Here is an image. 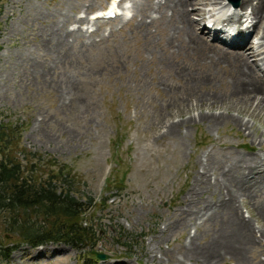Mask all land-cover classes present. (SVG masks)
<instances>
[{
    "label": "rangeland",
    "instance_id": "rangeland-1",
    "mask_svg": "<svg viewBox=\"0 0 264 264\" xmlns=\"http://www.w3.org/2000/svg\"><path fill=\"white\" fill-rule=\"evenodd\" d=\"M111 1H1L0 123L19 126L18 144L39 157L24 159L20 154L16 161L22 169L39 167L36 176L39 174L46 180L50 171L57 172L64 165L73 180L74 186L70 187L81 202L87 200L92 206H88L87 220L100 232V240L85 252L58 242L41 247L17 242L8 260L0 259V264H82L91 251L106 257L97 260V264H117V261L135 264L137 259L145 262L155 254L161 256L156 260L164 262L167 258L164 253L185 248L189 232L198 235L196 244L200 246L208 240L205 231L214 229L213 222L203 225L200 220L198 231L189 226L173 233L167 225L168 220L176 219L179 201L192 186L195 170L199 168L198 156L206 151L221 152L222 146H228L229 142H241L232 124L220 125L218 129L199 122L181 125L201 111L219 114L225 107L233 110V117H240L233 101L216 105L218 102L205 100L209 102L201 106L202 103L190 100L197 95L209 99L229 92L227 86L231 84L222 75L225 64L216 62L215 66L208 57L199 58L200 45H189L181 38L175 49L166 50L153 28L149 33L155 38L146 43V35L137 26L142 19L137 13L136 18L132 15L134 5L130 0H119L127 9L119 23L88 20L105 10ZM62 11L72 19L66 25L68 30L80 27L83 35L87 33L81 36L84 44L69 42L63 50L56 45L51 25L58 21ZM200 14L190 17L196 22L194 34L198 37L204 31V22H197ZM79 17L91 24H77L75 19ZM145 25L151 23L147 21ZM95 31L97 34L93 36ZM253 31L252 37L256 35ZM254 40L256 44L258 37ZM209 44L214 45V40ZM235 49L242 51L245 47ZM62 53L68 57L62 59ZM209 75L208 80L200 79ZM254 120H251L256 129L253 135L248 131L245 134L264 137L262 120ZM173 122L180 126L178 133L170 135L168 126ZM107 196L110 197L104 206L94 207ZM206 198L213 201L212 195ZM240 201L235 203L238 218L250 223L251 236L256 240L255 231L261 234V226L255 220L254 207L249 201ZM5 220L0 219V245L8 248L9 243L19 239L5 228ZM162 238L157 246L156 242ZM263 239H258L260 250L251 253L257 260L264 257L259 256L264 254ZM148 250L153 255L143 254ZM229 262L221 264H233Z\"/></svg>",
    "mask_w": 264,
    "mask_h": 264
},
{
    "label": "bare ground",
    "instance_id": "bare-ground-1",
    "mask_svg": "<svg viewBox=\"0 0 264 264\" xmlns=\"http://www.w3.org/2000/svg\"><path fill=\"white\" fill-rule=\"evenodd\" d=\"M115 2L116 0H113L110 6L115 4ZM130 2L134 5V14H132L134 18H136L135 13H137L142 19L137 21V26L146 35L144 37L146 43H148L150 38H155L151 37L152 34L149 33L153 28L158 33V36H160L159 42L164 41L166 50L175 49L176 41L178 38H181L189 45H200L198 46L197 54L199 58L206 56L209 58L210 64H214L215 66H218L216 62L225 64L226 69L222 71V75L224 77L225 74L227 76L225 77L231 84V86L226 85L229 92L213 95L214 98L209 99L197 95L190 98V100L202 103L201 106L209 102L205 100L218 102L216 105L225 100L233 101L235 104L233 108H235L240 117H233V110L229 111L227 107L219 114H204L200 110L201 113L197 117L195 116L193 119L186 120L181 125L186 127L192 123L199 122L207 124L209 128L218 129L220 125L232 124L236 128L235 136L241 141L238 142L239 144L229 142L228 146L223 145V151L221 152L211 153L206 151L198 156L199 168L195 170L192 186L179 201V207L176 209V219L172 222L168 220V230L173 233L185 230L189 226L196 228L197 231L200 230L197 224L198 220H200L201 224L204 222L203 225L213 222L215 224L214 229L212 230V227L204 233L206 237L208 236V240L199 246L196 244V237L198 235H191V232H189L186 237L187 244L185 248L179 247L166 254L164 253V256L167 257L164 262L156 260L158 256L155 254L153 258H149L145 262L137 259L135 264H221L229 261L233 264H264V257H260L257 260L251 256L253 251L259 249L258 239L264 237V137L263 135L260 138L251 137L245 134L248 131L253 135L256 130L252 123L255 121L254 118L262 120V124H264V0H238L236 7L240 11L235 12L234 17H227L225 14H222L225 9L224 6L218 7L221 2L220 0H130ZM207 6H212V9H207V11L205 8ZM117 8L118 3L114 11H117ZM246 10H249V12L244 15L242 11L246 13ZM35 13L37 12L34 11V15H36ZM96 13L92 15V18H99V13ZM193 14H200L198 23L206 19L215 18L222 27H225V24L227 27H230L228 22L236 19L235 23H237V26L236 24L235 26L239 30L238 33L243 34L248 31V28L243 29V26L249 20V23L252 24V31L255 29L256 35L254 37H258L257 43L245 45V39H248V36L245 34L240 41L234 42V46H232L245 47L242 51H228L220 45H210L202 35V31H199V37L194 34L196 22L190 19ZM58 15V21L51 25L55 31L52 38L56 40V45L63 50L69 45V42L74 43L79 41L84 44L85 42L81 39V36H87V33L83 35L80 27L76 29H70L69 27L68 30L66 25L72 19H68L64 11ZM75 20L77 24H91L88 21L89 19L87 20L83 17ZM124 20L122 21L125 22ZM147 21L151 25H145ZM114 22L119 23V20L106 21V24ZM98 31L100 30L97 29ZM97 32L95 31L93 36H96ZM108 33L111 35L112 29H109ZM216 33L214 34L216 35ZM32 37L34 39L38 38L37 35H32ZM179 49L180 47L177 44L176 50L179 51ZM52 52L54 51L52 50ZM66 57H68L67 54L62 53V59H66ZM252 59L255 62H252ZM20 61H24L22 57H20ZM207 73H210V69L208 68ZM210 78L211 75L205 76V78L200 77L202 80ZM244 118L248 120L245 121L246 119ZM179 126L178 123H171L168 126V134L175 135V133H178L177 127L179 128ZM180 195L182 197V194ZM206 195H212L213 201L208 202ZM240 200L249 201L254 207L255 220L259 221L261 226V230H259L261 234L257 230L255 231L256 240L253 238L254 236H251V228L253 227L250 223L238 218L235 203L238 204ZM196 202L199 204L197 207L192 205V203ZM251 222L253 223V221ZM257 228L259 229V227ZM161 240L163 238L158 239L156 242L157 246ZM150 251L148 250L147 253L143 254H151ZM259 256H264V254H259ZM158 259H161V256ZM117 264L121 263L117 261ZM124 264L129 263L125 262Z\"/></svg>",
    "mask_w": 264,
    "mask_h": 264
},
{
    "label": "trees",
    "instance_id": "trees-1",
    "mask_svg": "<svg viewBox=\"0 0 264 264\" xmlns=\"http://www.w3.org/2000/svg\"><path fill=\"white\" fill-rule=\"evenodd\" d=\"M20 136L21 128L15 124L0 123V219L6 218L5 228L12 235L16 234L20 242L33 247L59 242L82 249L94 244L99 231L87 220L88 206H92L87 200L80 201L77 192L70 187L74 186L72 179L64 178L62 169L50 171L46 180L39 174L36 176L38 168L22 169L21 163L16 161L20 154L24 159L39 157L20 147ZM54 164L49 162V165ZM24 172L30 175L23 176ZM105 204L106 199L94 207ZM17 241L11 242L13 247H8V251L0 248V259H8ZM94 260L88 253L83 264Z\"/></svg>",
    "mask_w": 264,
    "mask_h": 264
},
{
    "label": "water",
    "instance_id": "water-1",
    "mask_svg": "<svg viewBox=\"0 0 264 264\" xmlns=\"http://www.w3.org/2000/svg\"><path fill=\"white\" fill-rule=\"evenodd\" d=\"M97 258H99V260H104L106 259V257L104 255H98V254H95Z\"/></svg>",
    "mask_w": 264,
    "mask_h": 264
}]
</instances>
